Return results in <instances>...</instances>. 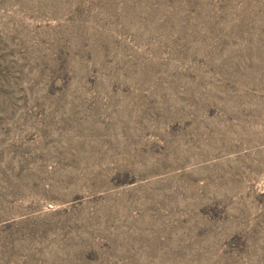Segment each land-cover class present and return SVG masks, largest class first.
<instances>
[{
  "label": "rangeland",
  "instance_id": "obj_1",
  "mask_svg": "<svg viewBox=\"0 0 264 264\" xmlns=\"http://www.w3.org/2000/svg\"><path fill=\"white\" fill-rule=\"evenodd\" d=\"M0 264H264V0H0Z\"/></svg>",
  "mask_w": 264,
  "mask_h": 264
}]
</instances>
